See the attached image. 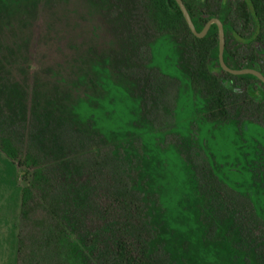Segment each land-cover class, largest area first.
<instances>
[{
    "label": "trees",
    "instance_id": "obj_1",
    "mask_svg": "<svg viewBox=\"0 0 264 264\" xmlns=\"http://www.w3.org/2000/svg\"><path fill=\"white\" fill-rule=\"evenodd\" d=\"M86 1L109 38L103 73L144 127L111 139L92 118L78 125L0 88V154L29 171L15 264H189L162 234L156 165L170 155L202 239L229 264H264L263 83L224 72L217 27L195 37L175 0ZM182 2L197 32L220 20L229 68L264 76V0Z\"/></svg>",
    "mask_w": 264,
    "mask_h": 264
},
{
    "label": "rangeland",
    "instance_id": "obj_2",
    "mask_svg": "<svg viewBox=\"0 0 264 264\" xmlns=\"http://www.w3.org/2000/svg\"><path fill=\"white\" fill-rule=\"evenodd\" d=\"M108 39L86 0H0V88L21 92L28 106L36 97L78 125L92 118L108 138L127 136L144 125L132 98L103 73L98 58ZM166 48L175 47L168 42ZM161 160L159 211L168 247L189 264H229L223 244L202 239L194 203L181 176L173 175L175 158ZM28 178L26 168L0 154V264H15L20 190Z\"/></svg>",
    "mask_w": 264,
    "mask_h": 264
},
{
    "label": "water",
    "instance_id": "obj_3",
    "mask_svg": "<svg viewBox=\"0 0 264 264\" xmlns=\"http://www.w3.org/2000/svg\"><path fill=\"white\" fill-rule=\"evenodd\" d=\"M175 2L177 3L183 18L189 28V30L191 31V33L197 37V38H203L208 30L210 29L211 25H215L217 27L218 30V63L220 68L224 71L227 72L231 75L234 76H240V75H251L256 77L259 81H261L264 85V76L257 70L255 69H250V68H244L241 70H234L229 68L223 60V53H224V48H225V38H224V30H223V25L220 22L219 19L217 18H211L210 20H208L206 22V24L204 25V27L202 28V30L200 32H197L192 20L190 18V15L185 7V5L183 4L182 0H175Z\"/></svg>",
    "mask_w": 264,
    "mask_h": 264
},
{
    "label": "flooded vegetation",
    "instance_id": "obj_4",
    "mask_svg": "<svg viewBox=\"0 0 264 264\" xmlns=\"http://www.w3.org/2000/svg\"><path fill=\"white\" fill-rule=\"evenodd\" d=\"M253 45H254L255 48H261L260 45H259V43L256 42V40H255V42L253 43Z\"/></svg>",
    "mask_w": 264,
    "mask_h": 264
}]
</instances>
